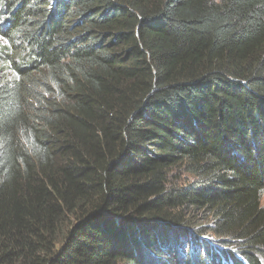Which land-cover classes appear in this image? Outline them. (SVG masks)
Returning a JSON list of instances; mask_svg holds the SVG:
<instances>
[{
  "label": "trees",
  "instance_id": "obj_1",
  "mask_svg": "<svg viewBox=\"0 0 264 264\" xmlns=\"http://www.w3.org/2000/svg\"><path fill=\"white\" fill-rule=\"evenodd\" d=\"M263 197L264 0H0V264H264Z\"/></svg>",
  "mask_w": 264,
  "mask_h": 264
},
{
  "label": "rangeland",
  "instance_id": "obj_2",
  "mask_svg": "<svg viewBox=\"0 0 264 264\" xmlns=\"http://www.w3.org/2000/svg\"><path fill=\"white\" fill-rule=\"evenodd\" d=\"M263 205H264V197H263ZM209 242H210V240H209ZM168 249V248H167ZM162 253L160 254V256H163V257H166V255H167V250H165V249H162Z\"/></svg>",
  "mask_w": 264,
  "mask_h": 264
}]
</instances>
